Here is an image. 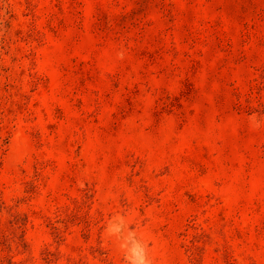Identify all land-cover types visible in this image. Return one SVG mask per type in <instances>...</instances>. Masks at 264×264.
I'll return each mask as SVG.
<instances>
[{"label":"rangeland","instance_id":"1","mask_svg":"<svg viewBox=\"0 0 264 264\" xmlns=\"http://www.w3.org/2000/svg\"><path fill=\"white\" fill-rule=\"evenodd\" d=\"M264 264V0H0V264Z\"/></svg>","mask_w":264,"mask_h":264},{"label":"clouds","instance_id":"2","mask_svg":"<svg viewBox=\"0 0 264 264\" xmlns=\"http://www.w3.org/2000/svg\"><path fill=\"white\" fill-rule=\"evenodd\" d=\"M138 264H145L144 258L142 256L138 258Z\"/></svg>","mask_w":264,"mask_h":264}]
</instances>
